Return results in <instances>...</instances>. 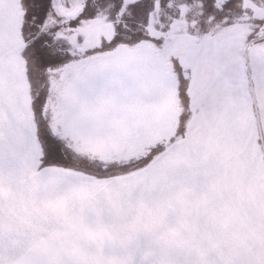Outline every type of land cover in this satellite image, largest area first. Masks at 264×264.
I'll use <instances>...</instances> for the list:
<instances>
[{"label": "snow or ice", "instance_id": "1", "mask_svg": "<svg viewBox=\"0 0 264 264\" xmlns=\"http://www.w3.org/2000/svg\"><path fill=\"white\" fill-rule=\"evenodd\" d=\"M0 264H264V0H0Z\"/></svg>", "mask_w": 264, "mask_h": 264}]
</instances>
